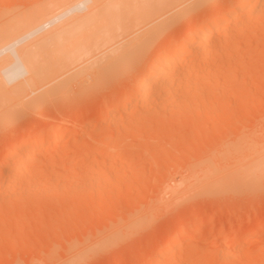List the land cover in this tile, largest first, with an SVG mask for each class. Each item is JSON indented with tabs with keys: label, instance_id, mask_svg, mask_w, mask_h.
I'll use <instances>...</instances> for the list:
<instances>
[{
	"label": "rangeland",
	"instance_id": "1",
	"mask_svg": "<svg viewBox=\"0 0 264 264\" xmlns=\"http://www.w3.org/2000/svg\"><path fill=\"white\" fill-rule=\"evenodd\" d=\"M0 1V30L52 2ZM242 1L176 0L164 27L121 44L117 30L67 68L56 66L58 50L74 35L43 54L44 68H56L50 79L69 74L41 92L43 104L0 116V157L26 128H66L0 184V264H264V0L228 22ZM129 3L133 18L160 8ZM215 15L221 28L191 53L204 63L178 62L169 86L152 82L155 92L108 112L141 87L153 56ZM176 231L187 238L161 249Z\"/></svg>",
	"mask_w": 264,
	"mask_h": 264
},
{
	"label": "bare ground",
	"instance_id": "2",
	"mask_svg": "<svg viewBox=\"0 0 264 264\" xmlns=\"http://www.w3.org/2000/svg\"><path fill=\"white\" fill-rule=\"evenodd\" d=\"M2 1L5 2V0ZM175 1L158 0L160 8L152 12L145 11L139 13L133 18L131 16L132 11L130 10L129 0H52V2H49L50 4L48 3L45 6L37 5L33 13L31 12L23 16L19 21L12 22L13 24L10 23V26L8 24L7 28L3 27L4 29L0 30V116L12 110L13 113L16 112V115L21 114L25 107H29V104L32 106L34 104H43L47 100V96L46 93L42 94L41 92L69 74V71H67L56 78L50 79V76L56 73V68L46 70L43 66V54L50 47H60L64 42L69 40L70 36L74 35L73 38H70L73 39L70 49L65 50L61 48L58 50V53L61 54V59L57 62L56 66L67 68L98 48L110 45L116 38L114 32L117 30H119L117 32L120 33L121 31V34L125 35L118 42L121 44L125 38L132 37L141 30H146L143 35L149 36L154 30L157 31V28L164 27L161 20L176 10V7L173 5ZM249 1L243 0L241 7L236 3L228 12L227 21L233 22L237 18V15H239V13L237 14V10L239 9L241 14L245 13L246 11L244 12L243 10L247 8L246 5ZM156 11L161 13L156 17H152V19H148ZM220 22L221 16L215 15L211 17L210 21H204L197 27L188 26L187 33L181 38L178 45L164 50L160 57L153 56L149 60L145 75L140 83L141 87L129 92V94L123 95L119 102L112 104L108 108V112L119 108L121 104L124 107L123 103H129L127 99L137 93L139 94V91L145 90L142 92L145 93L147 89L151 92L154 89L152 82L157 81L158 85L165 82L169 86L170 79H173L171 76L174 75L171 74L170 76L169 72L179 64L178 62L181 63L182 60L184 61L189 58L198 64L204 63L207 56L201 54L191 55V53L195 52L197 45L207 43L211 33L221 28ZM139 25H141V28L133 31ZM118 43L113 45L116 46ZM113 45L105 49L111 51L114 47ZM106 50L102 51L106 52ZM114 51L116 52L117 50ZM165 73L171 77L168 78L169 81H167L168 79L166 80ZM188 73L187 75H185L186 73L180 74L181 78L182 76L188 77L190 75ZM179 77H177L178 80ZM186 79L183 80L186 82ZM66 80H64L63 85H66L70 79L68 78V81L65 82ZM189 80L188 78L187 83ZM179 81L182 80L180 79ZM155 89L153 90L154 92L156 91ZM184 92L188 93L186 90ZM169 93L171 94L172 91L164 94V96L167 97ZM180 95L184 96L182 93ZM194 96L191 95L192 98ZM128 103H125V105ZM7 115L8 113H6ZM41 119V112L35 109L31 114L30 121L37 123ZM62 128L66 127L61 126ZM61 129L48 125L26 128L22 137L11 142L7 150L2 153L3 155L1 154L0 184L6 174L11 173L9 171L13 169H11V166L15 162L18 163L17 161L23 158L27 160L26 157L29 158V156L34 159L35 157L32 156L34 149L43 146L42 144H45L44 142L46 141L49 142L48 140L51 141L58 138L62 133ZM42 133L45 136L41 137L40 134ZM31 157L30 159H32ZM181 235H179L178 231L173 233L170 241L161 249L171 250L172 246H175V243L177 244L178 239L182 240L186 237ZM157 252L159 253L160 249ZM162 263L161 261L160 264Z\"/></svg>",
	"mask_w": 264,
	"mask_h": 264
}]
</instances>
